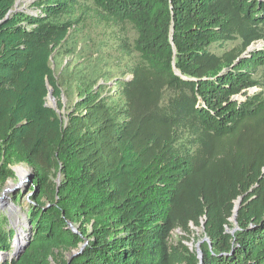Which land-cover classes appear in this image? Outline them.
I'll list each match as a JSON object with an SVG mask.
<instances>
[{
	"label": "trees",
	"instance_id": "1",
	"mask_svg": "<svg viewBox=\"0 0 264 264\" xmlns=\"http://www.w3.org/2000/svg\"><path fill=\"white\" fill-rule=\"evenodd\" d=\"M83 1L36 3L33 17L0 0V180L13 164L33 173L22 237L0 216V264L81 245L58 264H200L168 239L202 218L201 264H264V0ZM78 10L128 26L120 49L135 59L111 91L78 71L62 118L47 97L62 110L73 88L51 62Z\"/></svg>",
	"mask_w": 264,
	"mask_h": 264
},
{
	"label": "rangeland",
	"instance_id": "2",
	"mask_svg": "<svg viewBox=\"0 0 264 264\" xmlns=\"http://www.w3.org/2000/svg\"><path fill=\"white\" fill-rule=\"evenodd\" d=\"M46 0H16L14 10L23 12L27 15L36 17L40 15L35 4ZM79 4L84 6L85 10L90 5L83 0H77ZM84 11V10H83ZM91 13V11H88ZM76 17V18H75ZM74 24L68 29L67 37L52 57V68L55 73H62L63 80L70 82L72 89V96L68 99L64 96L62 103L64 108L62 110L57 109L56 101L49 94L46 100L47 106L54 108L57 113L64 118L67 111L72 106V103L76 101V73L81 71L84 74L94 80L96 79L99 84L106 81L108 89L111 91L115 87V83L121 79L129 80L131 75L129 73L132 62H134V54H125L126 51H122L120 48L128 47L132 52V41L134 39L133 31L127 26L122 29L114 27L112 25L105 24L95 18L94 16H88L84 18V14L78 10L75 14ZM84 18V19H83ZM238 45V43H231L227 45L229 49ZM263 43L257 42L250 46L248 49L253 50L256 48H262ZM215 52L219 50L214 49ZM127 53V52H126ZM74 74V75H71ZM257 79H261L264 82V70L259 71L256 76ZM51 92V89H49ZM260 88H252L247 91V95H253L260 92ZM235 100H242L244 96L239 95L234 98ZM9 169L13 172V176L0 180V216L6 218L8 229H12L14 234L19 233V230H26L27 228V209L31 204V197L33 192L30 193L32 187V170L25 164H13L9 166ZM17 169L24 171V177L21 178L17 173ZM60 182L59 173H53L50 176L51 186H56ZM18 197V201L16 199ZM240 197L234 201L235 207L240 204ZM234 207V208H235ZM234 213V211H233ZM233 218V216H232ZM230 218V223L234 225L233 233L237 228L236 223ZM205 219L200 220L199 226L190 225V233L186 235L180 229H175L171 232L168 239V243L171 247H178L182 242L189 250L195 251L196 245L207 243L204 239H208L204 232ZM78 227V226H76ZM73 227V230L78 232V229ZM89 229V225H87ZM26 233V232H25ZM209 240V239H208ZM24 242V241H23ZM208 244V243H207ZM83 249V245L80 249L68 251L61 250L55 252V259L51 260V264H58L61 261H68Z\"/></svg>",
	"mask_w": 264,
	"mask_h": 264
},
{
	"label": "water",
	"instance_id": "3",
	"mask_svg": "<svg viewBox=\"0 0 264 264\" xmlns=\"http://www.w3.org/2000/svg\"><path fill=\"white\" fill-rule=\"evenodd\" d=\"M51 94V93H50ZM237 209H238V206H236L234 208V214H233V218L232 220L236 223V214H237ZM204 241H206L208 244H209V247H211V244H210V241L208 239H204ZM196 250H197V255H198V258L200 260V264L202 262V259H203V256H202V253L199 249V244L196 245Z\"/></svg>",
	"mask_w": 264,
	"mask_h": 264
},
{
	"label": "bare ground",
	"instance_id": "4",
	"mask_svg": "<svg viewBox=\"0 0 264 264\" xmlns=\"http://www.w3.org/2000/svg\"><path fill=\"white\" fill-rule=\"evenodd\" d=\"M17 173L19 174V176H20L21 178L24 177V171H23L22 169H17ZM18 236H19V237H22V233L20 232V233L18 234Z\"/></svg>",
	"mask_w": 264,
	"mask_h": 264
}]
</instances>
